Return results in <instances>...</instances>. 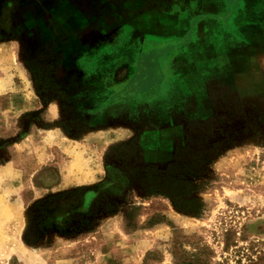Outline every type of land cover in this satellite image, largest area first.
<instances>
[{
    "label": "rangeland",
    "instance_id": "obj_1",
    "mask_svg": "<svg viewBox=\"0 0 264 264\" xmlns=\"http://www.w3.org/2000/svg\"><path fill=\"white\" fill-rule=\"evenodd\" d=\"M204 3L0 0V264H177L193 243L211 251L209 264H264V145L254 132L213 157L196 193L201 217L109 172L123 171L109 159L115 142L134 139L143 162L161 166L186 120L264 104V48L220 50L195 24ZM97 185L114 210L74 232L92 195L67 192ZM38 203L36 226L49 225L31 238Z\"/></svg>",
    "mask_w": 264,
    "mask_h": 264
},
{
    "label": "trees",
    "instance_id": "obj_2",
    "mask_svg": "<svg viewBox=\"0 0 264 264\" xmlns=\"http://www.w3.org/2000/svg\"><path fill=\"white\" fill-rule=\"evenodd\" d=\"M238 123L240 129L232 128ZM247 135L254 132L264 145V104H254L247 112L242 108L223 107L217 109L211 116L203 119H190L184 123L182 136L176 137L173 143V156L164 165L156 163L145 164L139 154V146L134 139L118 141L109 148V159L112 165H119L110 169V173H120L133 179L148 196H160L168 199L180 212L195 217H201L206 211L205 202L196 196L202 186L201 179L207 174L213 157L228 144L234 134ZM89 192L92 198L80 201L86 207L85 213H77L78 226H73V231L78 228L88 227L90 220L97 211L112 212L115 203L108 198L109 192L103 187L78 186L71 192L74 198L85 196ZM85 204V205H84ZM38 203L37 211L29 214L28 237L38 236V231L49 222L36 226V216L41 209ZM70 217V216H69ZM192 249L180 248L177 264H209L211 251L198 243L190 244ZM182 246V245H181Z\"/></svg>",
    "mask_w": 264,
    "mask_h": 264
},
{
    "label": "crops",
    "instance_id": "obj_3",
    "mask_svg": "<svg viewBox=\"0 0 264 264\" xmlns=\"http://www.w3.org/2000/svg\"><path fill=\"white\" fill-rule=\"evenodd\" d=\"M203 7L195 24L207 26L211 38L219 42L220 50L230 43L247 40H257L261 49L264 48V0H205ZM76 158L81 161L79 155Z\"/></svg>",
    "mask_w": 264,
    "mask_h": 264
}]
</instances>
